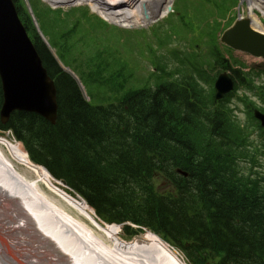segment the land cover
Segmentation results:
<instances>
[{"label":"trees","instance_id":"obj_1","mask_svg":"<svg viewBox=\"0 0 264 264\" xmlns=\"http://www.w3.org/2000/svg\"><path fill=\"white\" fill-rule=\"evenodd\" d=\"M13 1L55 83L58 111L54 126L36 114L15 112L0 130H10L32 163L45 168L53 181H65L103 222L150 229L185 253L190 264H264V177L253 170L260 167L259 157L264 159V129L252 114L258 108L249 99L252 76L233 69L218 45L182 58L172 50L179 67L168 72L154 58L155 71L166 78L154 72L153 88L145 82L118 103L92 106L43 43L23 0ZM28 1L33 13L38 5L48 14L46 29L54 39L79 25L94 32L93 19L107 26L86 7L52 10L40 0ZM236 3L202 0L190 11L184 6L181 25L156 40H185L196 25L212 26L207 21L214 14L224 15ZM216 67L229 70L236 82L220 102L214 100L211 76ZM127 69L119 63L113 74L123 78ZM175 74L181 76L175 79ZM254 95L264 106V88ZM235 96L244 120L230 107ZM2 101L0 83V109Z\"/></svg>","mask_w":264,"mask_h":264},{"label":"rangeland","instance_id":"obj_2","mask_svg":"<svg viewBox=\"0 0 264 264\" xmlns=\"http://www.w3.org/2000/svg\"><path fill=\"white\" fill-rule=\"evenodd\" d=\"M24 1L29 10L28 1ZM176 1L174 0L171 5L166 7L164 14L155 19L148 20L146 23L141 24V26L121 30L123 29L121 26L117 28L114 26H104L97 19H93V23L97 27L94 32H89L79 25L73 29L71 34L63 36L62 39H54L46 29L45 19L48 14L45 13L42 6L37 5L34 13L38 27L45 37H43L44 41L46 43L50 42L49 44L53 48H50L52 52L54 51L63 66L77 77L83 88L82 91L84 90L83 94L87 102L92 106H105L118 103L125 93L144 87L145 82H147V87L153 88L156 81H158L153 75L155 72V55L166 57L167 65L170 62L173 65L174 60L171 53H169L171 50L179 52L183 50L187 56V53L193 52L195 47H199L196 48V51H199L200 48L206 50L218 45L219 41L217 37L220 36L218 29L213 26L205 27V25H196V27L186 33L185 40L179 36H175L171 37L168 44L159 43L154 38L158 36L157 34H162L166 31L165 26L167 24L163 20L166 19L172 7H175ZM41 2L44 6L54 10H69L82 6L90 8L89 4L86 3L77 4L76 6H53L46 0H41ZM251 5L253 4L249 0H238L232 11L237 19L240 15L244 16L245 14L247 16L252 12L258 17L257 22L264 29V13L259 12L257 15L258 11ZM143 9L145 13L144 6ZM90 12L99 16L92 9ZM177 13L180 14L179 12ZM228 16L230 15L228 14ZM228 16L222 21V27H219L222 32L235 22H232V19L228 18ZM171 21L173 22L172 24L178 23L176 15L171 17ZM225 22H228L227 25ZM164 24L165 26H163ZM154 30H156L155 35H153ZM167 48L169 49L168 52L165 51ZM115 49L117 53H115ZM226 52L229 53L225 50ZM232 57L244 63L245 66L254 68L255 70H264V60L262 59L253 58L239 52H233ZM113 58L119 62H114ZM119 63L128 68L123 78H116L113 74V70L115 67H118ZM110 67H113V69H110ZM167 69L171 70L172 68ZM156 74L161 76V80L166 78L160 72ZM168 80L172 79L168 78ZM122 81L126 82L122 84ZM119 84L122 86L120 93L118 92L121 89L118 88ZM254 100L258 102L256 99ZM239 117L244 119L245 116L244 114H239ZM254 137H257V141L259 140L257 132L253 134ZM259 162L260 167L253 168V170L254 172H259L261 175L263 174L262 176L264 177V159L259 157ZM244 165L250 167L249 163ZM58 182L54 183L58 184ZM65 189L69 194L78 197L86 203L85 199L77 192L72 191L68 185L65 186ZM95 216L103 224L120 226V236L124 241H130L145 231L156 235L150 229L136 226L129 222L124 224L106 223L96 214ZM125 226H128V229H125ZM63 228L64 226L61 224V221L54 215L36 209L30 198L29 188L26 183L13 181L0 171V264H85L83 259L86 264H102L100 259L94 262V256H92L91 252L86 255H80L81 249L76 244L77 242ZM126 230L137 233L129 236ZM71 251L73 254L70 253ZM177 253L184 260V263L190 264L184 252V254L180 251Z\"/></svg>","mask_w":264,"mask_h":264},{"label":"bare ground","instance_id":"obj_3","mask_svg":"<svg viewBox=\"0 0 264 264\" xmlns=\"http://www.w3.org/2000/svg\"><path fill=\"white\" fill-rule=\"evenodd\" d=\"M50 5L89 4L104 20L123 28L141 26L164 14L174 0H46ZM253 8L264 13V0H249ZM145 8V13L144 9ZM174 6V5H173ZM252 14V15H250ZM241 16L252 30L264 34L258 17L252 12ZM0 171L13 181L24 182L39 211L54 215L80 247V255L92 253L94 262L102 264H186L176 249L151 232L145 231L130 241H124L121 227L103 224L93 209L83 200L69 194L65 187L49 176L47 171L32 163L15 141L0 135ZM62 227V226H61ZM92 250V251H91ZM177 251V252H176ZM73 254V252H70ZM83 259V258H82ZM83 262L86 264L85 260Z\"/></svg>","mask_w":264,"mask_h":264},{"label":"water","instance_id":"obj_4","mask_svg":"<svg viewBox=\"0 0 264 264\" xmlns=\"http://www.w3.org/2000/svg\"><path fill=\"white\" fill-rule=\"evenodd\" d=\"M246 22H236L227 30L221 42L226 46L262 56L264 38L247 27ZM0 81L3 103L0 111L2 124L15 112L39 115L54 125L57 119L56 89L48 76L35 47L19 20L12 0H0ZM215 99L220 100L234 88L232 79L222 73L215 82ZM254 117L264 128V114L256 111ZM66 186L64 181H61Z\"/></svg>","mask_w":264,"mask_h":264}]
</instances>
